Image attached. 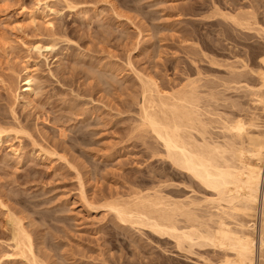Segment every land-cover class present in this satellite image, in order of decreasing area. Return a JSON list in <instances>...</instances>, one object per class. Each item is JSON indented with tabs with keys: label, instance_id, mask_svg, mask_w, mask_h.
<instances>
[{
	"label": "rangeland",
	"instance_id": "rangeland-1",
	"mask_svg": "<svg viewBox=\"0 0 264 264\" xmlns=\"http://www.w3.org/2000/svg\"><path fill=\"white\" fill-rule=\"evenodd\" d=\"M263 60L264 0H0V127L9 130L0 144V264H31L14 250V218L43 264H235L232 252L123 223L109 205L194 203L176 225L213 231L217 196L174 166L144 124L142 79L205 124L187 125L193 141L203 134L212 145L250 147L225 126L264 127ZM236 215L226 219L234 229L248 221ZM256 215L249 220L260 223Z\"/></svg>",
	"mask_w": 264,
	"mask_h": 264
},
{
	"label": "bare ground",
	"instance_id": "bare-ground-1",
	"mask_svg": "<svg viewBox=\"0 0 264 264\" xmlns=\"http://www.w3.org/2000/svg\"><path fill=\"white\" fill-rule=\"evenodd\" d=\"M30 14L31 21L36 23L37 20H39L37 19L39 16L36 17L34 15L36 13L33 14V12L32 15ZM230 19L233 23L240 26H244L247 23L246 21L244 24V21L236 16H231ZM1 41H3V39H1ZM36 49L38 51L43 49L48 52L52 50V47L38 46ZM262 64L264 66V60L262 61ZM23 71L25 75V95L27 99L30 100L34 95L35 78L33 77L30 68L26 67ZM257 75H259L261 81L260 88L264 89V71H261ZM146 80L147 81L142 79L143 99L145 104L143 114L144 124L149 127L152 133H154L157 140L163 144L166 156L171 160L174 166L189 173L205 188L215 193L217 199H213L211 202L216 205L214 206V209L217 213H214L215 217L211 215V217L208 218V222L217 217V221L213 220V222L215 221L214 223H216V227L215 229L213 228L214 230L212 229L213 231H210L208 228L206 229L209 231H200V229H198L199 227L180 229L181 227L179 228L178 225H176V221L173 219L174 216L186 214L190 208L194 207V205L197 206L194 203L185 204L182 202H170L166 198H149V200L146 201L145 198L147 199V197H145L143 199L146 203L142 200L140 203L143 205H140V203L138 205L136 204V208L133 205V207L129 208L127 206V208L125 204L123 205L125 208L120 205L117 206L118 204L115 206L109 205L112 206L110 208L116 213L121 222H132L133 224H139V226L148 227L160 236L174 238L178 245L184 242L197 244L206 243L224 252H232L235 256V261H232H234L235 264H264V166H261V161L264 158V132L261 131H264L262 130L264 127H258L261 129H258L260 131L258 134H251L248 132V126L243 123L242 119L225 126L227 132H230V134L234 133V135H232L234 136V138L232 137L234 140H243L244 137H247L250 147L244 146L243 143L237 145L234 141L233 143L231 142V145H227L229 142L225 143L226 146H224L225 144L219 145L217 143H213L212 145L206 141L207 139H204L205 136L202 133L203 142L198 144L197 141L192 140V137L187 136L185 128H188L187 125H189V123H191V125H194L195 123L199 124L202 128H204L205 124L202 122L204 125L202 126V124H200L201 121H197L198 117H196V119L193 117V110H191L192 112L189 110L191 113H187L184 111V106H182L185 102L188 105H191L193 100L191 101V98L188 97L190 98L188 99L187 96H184V98L181 97L182 99L179 98L178 100L180 102L183 101L181 104L182 107L180 108V104L178 106V103L174 102V104L177 105H173V103H171L173 100L170 99V101L167 99L168 96H165V94L158 89L154 80V82L151 79ZM0 83L2 85L6 82L4 83V81H1L0 79ZM19 98L20 96H18V100H20ZM167 100L168 103H166ZM178 100L175 101L177 102ZM169 101L171 103L170 107ZM257 102L263 106L264 111V95L262 97L260 95ZM146 105L149 106V109L161 107L164 112H170L173 116L168 118V114L166 115L163 112L164 117L160 118L161 115L159 116L155 112L152 113L148 111ZM161 109L160 111L162 113ZM166 109H170L169 112H167L168 110L166 111ZM255 121H257V119ZM251 122L250 125L254 127L255 125L256 127L258 126L257 123L253 124L252 122L251 124ZM191 125L189 127H195ZM8 131L0 127V144L3 141L4 136L8 135L6 133ZM228 153L231 154L229 159L226 156ZM248 158L249 160L254 159L256 163H249V160H247ZM147 202L149 204H147ZM223 203L225 207L223 206ZM165 208L172 209L168 210ZM189 212L191 213L192 211L190 210ZM236 214L245 216L248 221L245 220L246 222L238 223L235 225L236 228L234 229L227 224L226 219L232 218L233 220V215ZM256 214L261 215L262 217L260 223L254 222L253 219L249 220V217L254 218ZM188 216V219H193V216ZM196 219H198V217ZM254 219L257 220L256 217ZM13 222L14 233L12 240L15 244L14 250L18 251L17 255L30 261L31 264H40L41 262L39 263L36 257L33 258L35 254L32 249V239L28 231L24 228L23 220L21 218H14ZM202 224L203 223L199 225ZM207 224H204L203 226L208 227ZM8 257L11 258L13 255H8Z\"/></svg>",
	"mask_w": 264,
	"mask_h": 264
}]
</instances>
